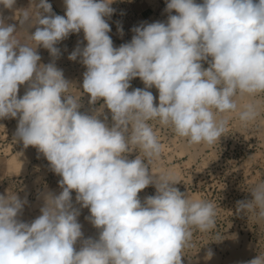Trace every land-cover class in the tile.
I'll use <instances>...</instances> for the list:
<instances>
[{
    "label": "clouds",
    "instance_id": "1",
    "mask_svg": "<svg viewBox=\"0 0 264 264\" xmlns=\"http://www.w3.org/2000/svg\"><path fill=\"white\" fill-rule=\"evenodd\" d=\"M113 2L64 0L65 14L57 15L48 0H32L13 17L22 27L36 26L25 41L0 16V119L18 117L14 139L37 148L62 177V191L43 196L31 223L19 219L26 199L12 191L0 195V264H183L193 230L215 228L216 205L181 192L176 172L156 166L163 146L150 121L189 146L211 147L233 114L245 127L261 116L264 0H167L166 23L135 27L118 48L105 20ZM15 4L0 0L5 9ZM81 30L87 44L68 58L80 57L86 66L82 89L89 105L103 100L90 113L80 111L83 93L70 91L75 87L54 62L56 45ZM41 46L53 62L38 63ZM137 77L145 88L129 91ZM150 185L155 195L141 202L138 194ZM73 191L98 238H84ZM248 191L252 199L238 201L237 212L264 222V180ZM212 255L209 249L206 258ZM247 264H264V252Z\"/></svg>",
    "mask_w": 264,
    "mask_h": 264
},
{
    "label": "rangeland",
    "instance_id": "2",
    "mask_svg": "<svg viewBox=\"0 0 264 264\" xmlns=\"http://www.w3.org/2000/svg\"><path fill=\"white\" fill-rule=\"evenodd\" d=\"M36 3L39 0H35ZM52 5L53 13L65 14V5L59 6V0H48ZM202 0H197V3ZM167 0H114L110 5L114 9L110 17H105L111 31L108 35L114 47L131 41L135 35L133 29L143 24L153 22L166 23L169 13L166 9ZM32 0H16L13 9H5L0 5V16L6 24H15L17 38L25 41L36 26L28 28L21 26L16 15L19 10L30 7ZM175 15V11L171 13ZM122 27V34L118 28ZM87 44L84 33H71L66 39L59 42L56 47L60 50L58 58L50 55L42 46L37 48L41 60L38 63L48 64L55 62L57 68L63 71L74 87L70 89L73 94L83 93V74L86 66L80 62V57L72 61L68 57L77 46L83 48ZM203 66L208 65L205 62ZM129 91L135 88H145L139 77L130 81ZM28 88L25 83L19 87L18 98L22 97ZM155 97L154 103L158 105V90L155 87L147 89ZM89 94L83 93L81 112H89L92 108H99L103 100L90 106ZM157 101V102H156ZM105 114L111 123V113L105 108ZM17 118L0 119V195L8 191L16 193L25 203L19 219L31 223L40 214L43 206V196L47 190L54 187L60 189L61 176L55 174L49 162L33 146L24 147L22 142L14 139L18 125ZM103 119V117H101ZM162 146V154L157 167L173 169L179 183L175 186L189 196L199 197L211 201L216 205L217 216L215 228L208 232L193 230L191 247L184 250L183 264H247L248 261L264 252V222H258L250 213H238L237 202L252 199L248 191L254 184L264 180V112L256 121L243 126L233 114L223 136L213 146H189L185 139L179 138L169 127L150 121ZM137 151L128 154L134 159ZM155 187L148 186L138 195L141 202L147 196L155 195ZM58 195L59 193H55ZM72 202L80 209L78 222L82 225L84 238H98L99 230L85 218L90 215L89 209L80 208L76 204L75 191L72 192ZM217 238L220 241H215ZM75 247L79 250L80 243ZM211 249L213 255L206 258L207 251Z\"/></svg>",
    "mask_w": 264,
    "mask_h": 264
},
{
    "label": "bare ground",
    "instance_id": "3",
    "mask_svg": "<svg viewBox=\"0 0 264 264\" xmlns=\"http://www.w3.org/2000/svg\"><path fill=\"white\" fill-rule=\"evenodd\" d=\"M57 4H59V6L61 7V5H64V0H59V3H57ZM157 101H158V103H159V100H158V98H157ZM156 101V102H157ZM53 193V194H55V193H60V189H58L57 187H54V189L53 190H51V189H48L47 190V193ZM46 194V193H45Z\"/></svg>",
    "mask_w": 264,
    "mask_h": 264
}]
</instances>
